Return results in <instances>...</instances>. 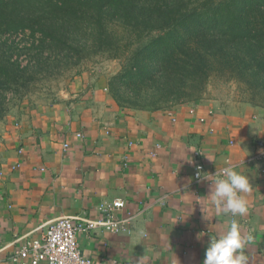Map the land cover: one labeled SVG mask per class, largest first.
I'll return each instance as SVG.
<instances>
[{
	"label": "crops",
	"instance_id": "crops-1",
	"mask_svg": "<svg viewBox=\"0 0 264 264\" xmlns=\"http://www.w3.org/2000/svg\"><path fill=\"white\" fill-rule=\"evenodd\" d=\"M111 73H86L59 100L24 102L7 116L0 264H20L14 252L50 223L97 219L101 206L117 198L126 204L115 214L130 219L132 231L81 232L80 249L94 264H129L144 254L148 264H202L209 235L223 232L229 218L203 219L197 201L207 202L210 182L195 178L200 163L210 174L230 165L248 174L249 211L236 219L254 237L246 246L249 264H264V159L258 156L264 108H227L213 99L157 110L124 107L110 92ZM204 211L211 216L215 209Z\"/></svg>",
	"mask_w": 264,
	"mask_h": 264
},
{
	"label": "trees",
	"instance_id": "trees-1",
	"mask_svg": "<svg viewBox=\"0 0 264 264\" xmlns=\"http://www.w3.org/2000/svg\"><path fill=\"white\" fill-rule=\"evenodd\" d=\"M98 54L122 61L109 89L124 107L198 102L213 74L264 107V0H0V128L51 60Z\"/></svg>",
	"mask_w": 264,
	"mask_h": 264
},
{
	"label": "clouds",
	"instance_id": "clouds-1",
	"mask_svg": "<svg viewBox=\"0 0 264 264\" xmlns=\"http://www.w3.org/2000/svg\"><path fill=\"white\" fill-rule=\"evenodd\" d=\"M195 178L197 181L210 182L207 202L197 201L202 206L203 219L210 221L213 217L219 216L229 218L228 226L223 232L209 235L202 264H249L246 246L253 242L254 237L251 232L245 235L236 219L245 216L249 211L245 194L251 192L252 184L248 174L231 165L217 170L215 174H210L202 171L197 165ZM208 206L215 209L211 216L205 215L204 210ZM139 235L143 238L145 233L141 232ZM204 235V232L198 233L197 239H201ZM148 259L144 254L138 260L131 259L129 264H148Z\"/></svg>",
	"mask_w": 264,
	"mask_h": 264
},
{
	"label": "rangeland",
	"instance_id": "rangeland-1",
	"mask_svg": "<svg viewBox=\"0 0 264 264\" xmlns=\"http://www.w3.org/2000/svg\"><path fill=\"white\" fill-rule=\"evenodd\" d=\"M19 38L27 40L32 38L30 31L21 34ZM33 56L32 52H23L21 60L23 64H27ZM122 61L120 59H107L104 55H93L88 57L82 64L73 66L71 63L64 61H50V68L44 67L43 71H38L35 79L31 81L30 90L22 97L16 98L11 103V114L17 110L24 102H53L59 100L64 94L71 90L75 80L86 73L101 75L102 72L111 71L109 80L112 75L117 73L121 68ZM250 94L245 90V84L237 80L230 79L227 75L213 74L206 83L205 91L202 93V99L218 100L220 103L229 107L231 104H244L254 106L249 101ZM262 107V106H260ZM264 108V107H263ZM7 115V116H8ZM6 116V118H7ZM6 118L0 128V147L4 142L3 131L5 128Z\"/></svg>",
	"mask_w": 264,
	"mask_h": 264
},
{
	"label": "built area",
	"instance_id": "built-area-1",
	"mask_svg": "<svg viewBox=\"0 0 264 264\" xmlns=\"http://www.w3.org/2000/svg\"><path fill=\"white\" fill-rule=\"evenodd\" d=\"M230 142L235 143L233 139ZM258 156L264 159V148ZM198 165L203 170V164ZM125 204V200L121 198L103 204V214L97 219L76 221L70 217H62L50 223L41 237L25 241L12 258L20 264H40L43 261L49 264H94L93 260L83 255L78 240L79 234L97 227L130 233V219L119 218L115 214L116 210L122 209Z\"/></svg>",
	"mask_w": 264,
	"mask_h": 264
}]
</instances>
